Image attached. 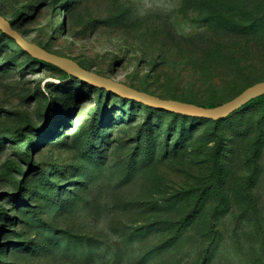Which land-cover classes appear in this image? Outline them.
<instances>
[{"label":"rangeland","instance_id":"1","mask_svg":"<svg viewBox=\"0 0 264 264\" xmlns=\"http://www.w3.org/2000/svg\"><path fill=\"white\" fill-rule=\"evenodd\" d=\"M26 40L162 99L264 79V0H0ZM0 264H264V111L129 103L0 35Z\"/></svg>","mask_w":264,"mask_h":264},{"label":"water","instance_id":"2","mask_svg":"<svg viewBox=\"0 0 264 264\" xmlns=\"http://www.w3.org/2000/svg\"><path fill=\"white\" fill-rule=\"evenodd\" d=\"M0 31L11 38L30 57L59 68L84 84L103 89L120 98L135 101L159 111L171 112L192 118L220 120L234 113L250 100L264 95V81H261L246 88L233 99L212 108L201 107L173 99H162L149 93L138 91L111 78L94 74L82 68L71 59L47 52L38 45L26 40V38L11 27L10 23L2 15H0Z\"/></svg>","mask_w":264,"mask_h":264},{"label":"trees","instance_id":"3","mask_svg":"<svg viewBox=\"0 0 264 264\" xmlns=\"http://www.w3.org/2000/svg\"><path fill=\"white\" fill-rule=\"evenodd\" d=\"M0 15H2V14H0ZM2 16H4V15H2ZM5 17V16H4ZM6 19V18H5ZM7 20V19H6ZM8 21V23H10V25H11V27L14 29V27H13V24L9 21V20H7ZM15 30V29H14ZM18 32V31H17ZM0 35L1 36H3V37H7L10 41H12L15 45H16V43L11 39V38H9L7 35H5V34H3L1 31H0ZM17 46V45H16ZM18 47V46H17ZM40 47V46H39ZM20 48V47H19ZM42 49H44L43 47H41ZM45 50V49H44ZM24 52V51H23ZM27 54V53H26ZM28 55V54H27ZM29 56V55H28ZM30 57V56H29ZM34 62H36V63H38V64H42V65H46V66H51V67H54V68H57V67H55V66H53V65H50V64H47V63H44V62H42V61H39V60H36V59H34V58H32V57H30ZM78 64V63H77ZM79 66H81L80 64H78ZM82 68H84L83 66H81ZM58 70H60V71H62L61 69H59V68H57ZM84 69H86V68H84ZM87 70V69H86ZM62 73H63V77H65L66 79L67 78H70V77H73V76H70V75H68L67 73H65L64 71H62ZM261 81H264V79H262V80H259V81H257V82H255V83H258V82H261ZM255 83H253V84H255ZM84 84V83H83ZM253 84H251V85H253ZM251 85H249L248 87H250ZM248 87H246V88H248ZM245 88V89H246ZM244 89V90H245ZM101 90H103V89H101ZM243 90V91H244ZM105 91V90H104ZM105 92H107V91H105ZM142 92H144V91H142ZM242 92V91H241ZM240 92V93H241ZM108 94H111V93H109V92H107ZM147 93V92H146ZM239 93V94H240ZM150 94V93H149ZM238 94V95H239ZM151 95H153V94H151ZM155 96V95H154ZM236 97V96H235ZM121 99H123V98H121ZM233 99V98H232ZM124 100H127V102H129V103H137V102H135V101H131V100H128V99H124ZM174 100V99H173ZM231 100V99H230ZM177 101H180V100H177ZM229 101V100H228ZM182 102V101H181ZM225 102H227V101H225ZM186 103H190V102H186ZM222 103H224V102H222ZM222 103H219V104H210V105H198V104H194V103H191V104H194V105H197V106H201V107H207V108H212V107H215V106H218V105H220V104H222ZM138 104H140V103H138ZM254 105H260L261 106V108H262V110L264 111V95H261V96H258V97H256V98H254V99H252V100H250L249 102H247L243 107H241L240 109H238L237 111H235L234 113H232V114H230L229 116H227L226 118H224V119H220V120H207V119H200V118H192V117H189V118H192V119H200V120H206V121H209V122H212V123H218V122H220V121H224V120H228V119H230V118H232L234 115H237V114H239V113H241L243 110H245L246 108H248V107H251V106H254ZM145 108H147V109H150V110H155V111H159V110H156V109H153V108H150V107H147V106H145ZM163 112H166V111H163ZM168 113H171V112H168ZM173 115H177V114H174V113H172ZM180 116H182V115H180ZM183 117H187V116H183Z\"/></svg>","mask_w":264,"mask_h":264}]
</instances>
